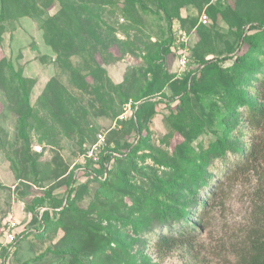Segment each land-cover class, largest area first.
Wrapping results in <instances>:
<instances>
[{
    "label": "trees",
    "instance_id": "trees-1",
    "mask_svg": "<svg viewBox=\"0 0 264 264\" xmlns=\"http://www.w3.org/2000/svg\"><path fill=\"white\" fill-rule=\"evenodd\" d=\"M57 1L59 10L42 18L40 27L46 43L56 51V61L69 73L70 81L79 89H85L88 86L86 75L72 64L68 55L84 42L86 33H96V23L92 24L89 16L95 22L100 17L81 0ZM126 1L129 6L137 3L139 8L146 9L142 0ZM153 1L164 8L166 0ZM85 10L90 14L88 18ZM206 10L213 15L219 7L212 3ZM166 14L169 18L167 11ZM23 15H37L36 0H0V40L7 25H13ZM242 20L245 25L241 23L236 31V48L246 45L242 53L232 55V62L223 66L221 63L229 56L206 59L192 51L198 64L194 72L184 74L180 80H172L162 63L172 41L171 33L166 36L155 59L150 58L152 78L137 94L124 98L132 97L134 106L136 104L133 116L122 122L128 130L125 131L135 135L136 141L131 144L116 141L115 146L101 156L100 167L94 169L95 176L84 182L73 185V171L63 177L68 188L65 199L54 196L53 188L45 189L42 197L28 204L34 213L33 221L19 234L17 244L29 233L43 238L61 230L63 235L56 247L47 250L61 259L69 255L73 264H158L152 262L144 250L151 247L160 257L193 242L206 225L205 216L217 204L215 199L223 196V181L252 173L258 174L260 194L258 200L253 201L256 208L253 223L241 243L235 245L234 254L239 264H264V180L261 181L259 174L264 162V17L254 24H249L248 17ZM0 81L11 90L10 107L17 115V135L22 140L17 160L10 157L14 169L20 162L15 177L26 187L29 183L40 185L47 176L40 173L41 154L30 153L28 132L30 121L39 120L30 104L33 80L22 76L9 60L2 58ZM166 86L170 94L164 91ZM65 92L66 88L51 78L43 88L42 97L56 107L57 118L70 127ZM175 96L177 109L167 116V121L171 129L182 134L183 141L172 151L153 147L149 121L155 113V105L158 101L173 100ZM203 133H211L213 138L205 146L201 142L194 146L193 142ZM147 159L151 164L143 165ZM104 171L105 178H98ZM131 171L144 176V180L134 182L135 175L131 176ZM92 183L105 188L106 198L100 200L96 194L99 202L92 200L84 209L80 200ZM39 201L49 205L41 213L36 211ZM156 230L158 232L152 236ZM28 263L29 260L23 262Z\"/></svg>",
    "mask_w": 264,
    "mask_h": 264
},
{
    "label": "rangeland",
    "instance_id": "rangeland-1",
    "mask_svg": "<svg viewBox=\"0 0 264 264\" xmlns=\"http://www.w3.org/2000/svg\"><path fill=\"white\" fill-rule=\"evenodd\" d=\"M142 1L145 10L139 8L137 3L134 7L129 6L126 0H81L100 17L95 22L85 10L86 18L89 16L90 22L96 23V33H86L84 42L74 47L68 55L72 64L85 73L88 84L85 89H79L70 81L69 73L56 61V51L46 43L40 27L42 18L59 10V1L36 0V16L23 15L13 25H7L2 32L0 60H9L22 76L33 80L30 104L39 120H31L28 126L30 153L41 154L39 160L43 168L40 173L47 176V180L40 185L29 183V187H26L15 177L20 162H17V168L14 169L10 157L17 160L22 140L17 135V115L10 107L11 90L0 81V230L3 221L11 216L18 222V231L22 232L34 217L28 204L42 197L45 189L53 188L54 196L65 199L68 188L63 177L73 171V185L84 182L95 176L94 169L100 167L101 156L111 150L116 141L128 144L136 141L135 135L126 132L128 130L122 125L123 121L132 116L134 107L131 112H126L123 119L118 116L125 112V105L134 100L132 97L127 100L124 98L131 93L137 94V90L152 78L150 58L155 59L158 48L166 36L172 34L173 29L184 31L189 36V73L194 72L198 64L192 51L196 56L204 55L206 59L229 56L221 63L223 66L229 65L232 55L246 49V45L236 48V31L241 23L244 24L242 19L248 17L249 24H254L264 17L263 0H166L164 8L158 7L153 0ZM212 3L217 4L219 10L209 15L206 8ZM202 12L208 15L206 24L199 23ZM234 47L236 49L233 51ZM169 51L162 58L164 69L171 73L172 80H180L184 74L175 77L177 61L171 49ZM196 72L199 76L200 73ZM51 78L66 88L65 96L70 110L66 117L71 118L70 127L57 118L56 107L42 97L43 88ZM164 91L171 93L169 86ZM175 97L170 101H158L155 105V113L149 121L153 147L172 151L183 141L182 134L171 129L167 121V116L176 112L178 98ZM98 133H102L105 139L100 151H94V154L99 155V162L95 164L92 158L84 156H87L97 141ZM145 133L143 130L142 134ZM212 138L211 133L200 134L193 145L201 142L205 146ZM142 164H151V160L147 159ZM260 168L262 181L264 162ZM130 173L131 176L135 175L134 182L141 183L145 178L137 172ZM258 183V174L252 173L237 176L230 181L224 180V190L220 192L223 196L215 199L217 204L205 216L206 225L193 242L160 257L156 256L151 247L144 250V253L158 264H239L234 249L253 223L256 209L253 201L258 200L260 194ZM105 191L99 183H92L91 188L82 196L80 206L86 209L92 200L99 202L96 194L103 200L106 198ZM47 206L45 201H39L36 211L41 213ZM49 211L51 217L52 212ZM62 235L61 230L43 238L29 233L20 238L10 255L2 253L0 248V264H5L4 257L8 260L6 264H23L25 260H29L28 264H73L69 255L61 259L47 250L48 247L54 249ZM40 254L42 256L38 257ZM81 260L87 263L86 258L82 257Z\"/></svg>",
    "mask_w": 264,
    "mask_h": 264
},
{
    "label": "built area",
    "instance_id": "built-area-1",
    "mask_svg": "<svg viewBox=\"0 0 264 264\" xmlns=\"http://www.w3.org/2000/svg\"><path fill=\"white\" fill-rule=\"evenodd\" d=\"M208 21V15L206 12H202L199 17V23L206 24ZM170 49L174 53L177 61L178 70L176 72L175 77H180L182 74H185L188 72V66L190 65V48H189V36L186 32L177 30L176 28L172 31V41L170 44ZM134 111L136 109V104L133 106V102H129L125 105V112L122 113L120 116H118L119 119H123L126 116V112H131V108ZM132 113L134 114L133 110ZM133 114H131L133 116ZM131 116V117H132ZM104 135L102 133L97 134V141L92 145L90 151H88L87 158H92L94 160L95 164H98L99 162V155L97 153L94 154V151H100L103 141H104ZM85 155V154H83ZM106 172L104 171L102 174L98 176V178H105ZM18 222L15 220V218L7 217L1 226V232H0V248L5 250V255H10L17 245V240L19 237V234L21 232L18 231ZM5 264L7 263V258Z\"/></svg>",
    "mask_w": 264,
    "mask_h": 264
}]
</instances>
